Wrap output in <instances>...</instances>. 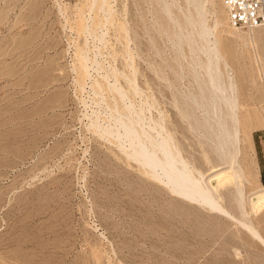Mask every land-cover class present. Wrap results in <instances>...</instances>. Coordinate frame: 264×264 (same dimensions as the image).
<instances>
[{
	"label": "rangeland",
	"instance_id": "rangeland-1",
	"mask_svg": "<svg viewBox=\"0 0 264 264\" xmlns=\"http://www.w3.org/2000/svg\"><path fill=\"white\" fill-rule=\"evenodd\" d=\"M200 1L0 0V264H264L250 233L162 178L160 145L193 178L227 166L205 122ZM210 2L248 196L264 174V33ZM214 195L264 240V210L244 215L234 182Z\"/></svg>",
	"mask_w": 264,
	"mask_h": 264
},
{
	"label": "bare ground",
	"instance_id": "bare-ground-1",
	"mask_svg": "<svg viewBox=\"0 0 264 264\" xmlns=\"http://www.w3.org/2000/svg\"><path fill=\"white\" fill-rule=\"evenodd\" d=\"M220 6L222 11L224 12V19L226 23V27L231 28L232 26L229 24L226 10L219 0ZM207 3L212 4L210 0H201L198 3L197 14L196 16L199 17L198 26L200 28L201 40H203L204 45H206V55H207V65H206V74L208 77V82L206 87L211 92V100L206 101L208 106L210 107V111L207 112L205 122L209 124L210 119H213L216 125L214 131L216 137L219 138V149L220 152L223 153L224 161L223 165H227L226 169H217L211 171L208 176L204 179V177L200 176L198 179L193 178L185 169V165L173 156L170 152H168L167 148L163 145L159 146L162 152L166 154V164L163 168L160 167L163 173V177L167 183L173 184L180 188L181 191L186 193L192 200L197 202L199 206L202 205L208 207L210 209H214L220 214H223L225 217L231 219L233 222L238 223L241 228L245 230L250 236L257 239L260 244L264 246V240L245 222L236 219L233 215H231L227 210L221 208L219 205V196H215L214 193H217L220 188L225 187L226 185L234 182L236 185L237 190V202L241 209H243V214H248L247 209H245L246 202L249 207V211L252 214L260 213L264 210V185H260V187L254 191H252L248 196H245L243 189L239 185V180L243 171L240 169L239 171L235 169L236 166V159L238 155V126H239V119H237L236 110L238 107L236 98L234 97V87L233 85H223L220 82V74L218 68V62L220 56L217 52L216 46V39L211 38L214 36V28L221 27L216 17L213 16V20L210 25H206L205 19L206 16L214 15V11L212 12L209 8L208 10L205 8L207 7ZM207 5V6H206ZM211 6V5H210ZM208 6V7H210ZM211 17V16H210ZM208 20V18L206 19ZM228 25V26H227ZM196 26V25H195ZM194 28V27H193ZM261 28V29H259ZM237 33H256L262 32L264 33V27H257V28H247V32H240L238 29H233ZM252 29V30H251ZM261 33V34H262ZM199 34V35H200ZM204 52V51H203ZM205 53V52H204ZM201 88V87H200ZM202 94V93H201ZM220 105L224 106V111L226 110L225 115H222ZM201 107V105H200ZM210 121H209V120ZM228 120H231L233 123V131L230 130L228 126ZM210 128L213 131V127L209 124ZM146 151V150H144ZM233 172V175L231 174ZM162 175V174H161ZM184 193V194H185ZM183 194V192H182ZM219 200V201H218Z\"/></svg>",
	"mask_w": 264,
	"mask_h": 264
},
{
	"label": "built area",
	"instance_id": "built-area-1",
	"mask_svg": "<svg viewBox=\"0 0 264 264\" xmlns=\"http://www.w3.org/2000/svg\"><path fill=\"white\" fill-rule=\"evenodd\" d=\"M235 29L264 27V0H221Z\"/></svg>",
	"mask_w": 264,
	"mask_h": 264
},
{
	"label": "trees",
	"instance_id": "trees-1",
	"mask_svg": "<svg viewBox=\"0 0 264 264\" xmlns=\"http://www.w3.org/2000/svg\"><path fill=\"white\" fill-rule=\"evenodd\" d=\"M261 178H262V179H261V182H262V184L264 185V180H263V177H262V175H261Z\"/></svg>",
	"mask_w": 264,
	"mask_h": 264
},
{
	"label": "crops",
	"instance_id": "crops-1",
	"mask_svg": "<svg viewBox=\"0 0 264 264\" xmlns=\"http://www.w3.org/2000/svg\"><path fill=\"white\" fill-rule=\"evenodd\" d=\"M262 177H263V180H264V174L262 175ZM261 179H262V178H261V176H260V181H261ZM261 184H262V182H261ZM262 185H263V184H262Z\"/></svg>",
	"mask_w": 264,
	"mask_h": 264
}]
</instances>
